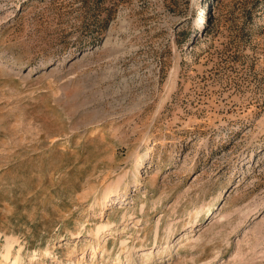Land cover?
Returning a JSON list of instances; mask_svg holds the SVG:
<instances>
[{"label": "rangeland", "instance_id": "1", "mask_svg": "<svg viewBox=\"0 0 264 264\" xmlns=\"http://www.w3.org/2000/svg\"><path fill=\"white\" fill-rule=\"evenodd\" d=\"M0 264H264V0H0Z\"/></svg>", "mask_w": 264, "mask_h": 264}, {"label": "bare ground", "instance_id": "2", "mask_svg": "<svg viewBox=\"0 0 264 264\" xmlns=\"http://www.w3.org/2000/svg\"><path fill=\"white\" fill-rule=\"evenodd\" d=\"M202 23L203 21H201L199 23L200 26H202ZM34 70V69H33ZM154 152V149L153 148H149V151L143 155H140L139 157H137L136 159V163H135V166L137 168V173L140 172V169H141V164L144 162L145 158H149V156H151L150 154ZM106 197H108V195H106ZM219 197V196H218ZM174 254H172L173 256ZM14 262V261H13ZM15 263V262H14Z\"/></svg>", "mask_w": 264, "mask_h": 264}]
</instances>
